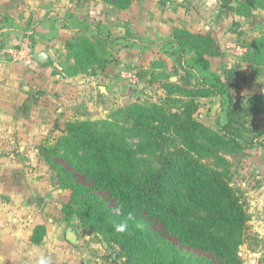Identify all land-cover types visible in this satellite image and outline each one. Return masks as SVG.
<instances>
[{
    "label": "trees",
    "instance_id": "trees-1",
    "mask_svg": "<svg viewBox=\"0 0 264 264\" xmlns=\"http://www.w3.org/2000/svg\"><path fill=\"white\" fill-rule=\"evenodd\" d=\"M102 1L122 9L132 4V0ZM237 2L235 10L241 15L264 10V0ZM174 33L182 48L188 45L204 51L196 61L206 68L205 53L215 54L206 51L215 46V40L185 29ZM106 46V41L75 37L67 43L74 63L65 74L105 70L115 60ZM253 46L254 61L264 64V35ZM149 72L153 70L140 73L141 77ZM161 87L175 96L162 103L136 98L104 118L69 120L58 137L41 146L40 154L62 185L71 189L84 227L120 249L123 257L114 254V264H243L239 248L252 235L250 217L244 198L229 180L226 170L231 163L220 154L235 153L241 147L234 133L241 130L233 126L241 122L229 112L224 126L228 136L221 135L194 116L195 98L210 95L209 90L165 81ZM261 101L264 94H256L249 100L250 108L257 110ZM203 157L213 158L215 166L202 161ZM117 206L135 214L125 233L113 228L123 219L112 212Z\"/></svg>",
    "mask_w": 264,
    "mask_h": 264
},
{
    "label": "crops",
    "instance_id": "crops-1",
    "mask_svg": "<svg viewBox=\"0 0 264 264\" xmlns=\"http://www.w3.org/2000/svg\"><path fill=\"white\" fill-rule=\"evenodd\" d=\"M139 3L122 9L102 0H0V264H36L42 254L51 264H110L100 238L62 215L47 216V201L61 200L63 190L48 189L51 167L40 148L69 120L104 118L116 102L124 107L132 102L119 77L126 66L140 73L175 67L168 62L167 42L176 21H152ZM77 36L106 41L116 60L105 70L66 75L74 63L67 43ZM26 41L33 53L30 66L13 57ZM40 52L48 56L44 63L34 57ZM145 78L136 87H148ZM258 158L264 157L258 153L254 164L264 169ZM32 200L42 210L32 212ZM68 230L77 243L67 240Z\"/></svg>",
    "mask_w": 264,
    "mask_h": 264
},
{
    "label": "rangeland",
    "instance_id": "rangeland-1",
    "mask_svg": "<svg viewBox=\"0 0 264 264\" xmlns=\"http://www.w3.org/2000/svg\"><path fill=\"white\" fill-rule=\"evenodd\" d=\"M235 1L237 3L235 7L229 6L230 9L224 10L219 0H132L128 8L140 2L139 5H143L146 17L152 21L162 18L168 23L173 19L176 21V25L172 24L168 28L173 39L167 42L169 47L172 46L168 62L169 64L174 62L175 67L163 65L162 68H166L167 72L153 71L144 74L148 87L143 88L131 86L130 82L121 76V72L119 77L127 83L132 101L137 98L148 103L164 102L166 98L173 96L161 87L164 81L188 89L209 90L210 95L195 98L198 107L194 116L221 135L228 136L224 126L229 123V112L232 111L233 117L240 120L241 123H233V126L241 130L234 132L241 147L238 146L240 148L235 153L221 151L220 154L231 163L226 170L229 180L232 187L244 198L250 217L248 225L252 235L240 246L239 256L243 264H264V196L258 198L259 194L264 193V184L261 182L264 169L254 164L258 153L264 157V101L259 103L257 110H252L249 102L256 94H264V64L255 62L253 58L256 52L253 42L264 35V10L256 9L249 16L241 15L235 10L238 6L237 0ZM176 29L188 30L194 35H210L215 40V46L213 44L210 50H206L215 54L210 56L205 53L208 61L206 68L196 61L197 54L202 50L188 45L182 48L174 35ZM113 51L114 49L112 53ZM114 59L116 60V57ZM125 68L136 70L133 66ZM137 74L140 78V72ZM169 76L171 77L168 78ZM122 106L116 102V106L110 111ZM263 159L258 158L257 162L264 166ZM201 160L215 166V161L211 157H203ZM56 161L64 164L60 159ZM47 164L51 167L50 171L47 170L50 176L48 189L63 190L61 200L47 201L45 206L49 212L47 216L62 215L70 220V225L74 228H84L104 242L100 234L84 227L77 214V206L72 202L71 189L62 185L55 169L49 162ZM75 176L79 181H83L80 174ZM262 188L263 193L256 195V191ZM43 207L44 205L38 201L32 200V212H39ZM70 218L74 219L71 221ZM252 243L253 246L250 245ZM105 245L108 252L105 258L110 264H114L113 254H117L119 259L123 257L119 248L106 243ZM184 250L187 251L188 248Z\"/></svg>",
    "mask_w": 264,
    "mask_h": 264
},
{
    "label": "built area",
    "instance_id": "built-area-1",
    "mask_svg": "<svg viewBox=\"0 0 264 264\" xmlns=\"http://www.w3.org/2000/svg\"><path fill=\"white\" fill-rule=\"evenodd\" d=\"M13 57L17 62L30 66L33 63V53L30 49L29 42H23L19 45L16 51L13 52ZM121 76L130 82V85L136 87L139 83V77L137 71L134 69L123 68L121 70Z\"/></svg>",
    "mask_w": 264,
    "mask_h": 264
},
{
    "label": "clouds",
    "instance_id": "clouds-1",
    "mask_svg": "<svg viewBox=\"0 0 264 264\" xmlns=\"http://www.w3.org/2000/svg\"><path fill=\"white\" fill-rule=\"evenodd\" d=\"M113 214L118 217H123V219L113 224L114 231L117 233H125L128 230L129 222L135 221V214L133 211H125L122 206H117L112 210ZM36 264H51L50 258L47 255H40Z\"/></svg>",
    "mask_w": 264,
    "mask_h": 264
},
{
    "label": "water",
    "instance_id": "water-1",
    "mask_svg": "<svg viewBox=\"0 0 264 264\" xmlns=\"http://www.w3.org/2000/svg\"><path fill=\"white\" fill-rule=\"evenodd\" d=\"M219 2L223 6L235 7L237 5L235 0H219ZM34 57H35L36 60H38L39 62H42V63L47 61V58H48L47 54L44 53V52H40L37 55H35ZM66 237H67V240L69 242H72V243H77L78 242L77 236L74 233V231H72V230H68L67 231Z\"/></svg>",
    "mask_w": 264,
    "mask_h": 264
}]
</instances>
